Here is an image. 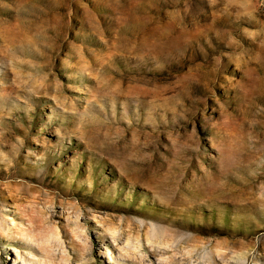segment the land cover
I'll list each match as a JSON object with an SVG mask.
<instances>
[{
	"label": "rangeland",
	"instance_id": "obj_1",
	"mask_svg": "<svg viewBox=\"0 0 264 264\" xmlns=\"http://www.w3.org/2000/svg\"><path fill=\"white\" fill-rule=\"evenodd\" d=\"M0 264H264V0H0Z\"/></svg>",
	"mask_w": 264,
	"mask_h": 264
}]
</instances>
